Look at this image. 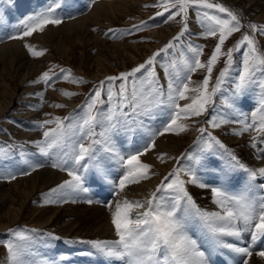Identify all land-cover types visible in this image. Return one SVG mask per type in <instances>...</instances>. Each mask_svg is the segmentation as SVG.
<instances>
[{
  "label": "rangeland",
  "instance_id": "374dc122",
  "mask_svg": "<svg viewBox=\"0 0 264 264\" xmlns=\"http://www.w3.org/2000/svg\"><path fill=\"white\" fill-rule=\"evenodd\" d=\"M110 1H127V5L123 11H118L115 14L109 12V14L104 15L100 21L91 23L89 25V32H91V35L97 36L100 41H106L108 44L123 43L130 45L128 52H121L117 54V57L116 54L113 55V52H111L109 48L107 49V47L104 46L103 42L94 47V45L85 44L81 40L82 42L80 43H70L73 45V49L69 52V55L66 56L67 52L60 51L59 47L55 45L56 41L53 42L51 39H49V41L44 40V38L49 37V32L52 29L60 27L68 21L87 15L99 2ZM50 2L51 0H0V46L5 43L19 41L22 50L26 53V58L38 64L37 71L34 74L35 77L34 75L29 77L30 79L25 83V86H30L29 94L25 93L24 95H19L12 104L13 106L15 105V107L21 106L20 109L23 111H6L5 114L2 115L3 117L0 116V149H3L6 153L5 158L0 159V170L5 173L9 171L16 173L15 179H0V182L11 184L18 179L29 177L43 168L53 169L64 176L59 182H56L57 184L54 183L56 185L44 187L31 197L27 202L26 213L31 215L36 209H43V212L47 213L50 210L61 207L58 213L59 222L65 217V212L63 210L65 207L64 204L72 203L78 204L81 208H89V206L93 207L96 205L102 206L108 209L112 215L118 202L121 205H123L125 200L132 202V200H130L131 197L128 198L125 196L127 195V190L159 175L160 180L158 182L156 181L155 187L152 188L153 190L141 197L135 198V200L133 199V201L149 199L151 198V193L156 191L161 181H164V178L173 170L196 169L197 163L202 156V149H205V142L209 139L207 133L202 136L199 131L201 128L207 129V132L211 133V136L217 138L228 151H231L247 167L253 169L264 168V163H262L264 162V155H261V151L264 150V143H261V141H264L262 136L264 131L257 130L260 123L264 122V110H262L260 104V100L264 98V89L253 86L247 92L246 98L243 103L238 105L237 109L229 108V101L225 100V96L231 95V81L235 79L241 68L242 56L245 49L241 48L237 51L236 48L242 36L248 34L254 37L258 50L264 53V33L259 31V26L264 25V0H208L209 3L223 5L228 10L234 12L242 25L239 31L234 32L228 37L222 48V51L225 53L228 49H233L232 56L234 61L230 78L228 82L222 86L223 94L218 93L213 98L214 104L210 105L208 111L201 116L187 119L181 116V118L177 120V124L185 127L184 131L177 129L175 131L163 132L162 135L156 134L163 131V128L169 122V110L167 108H161L156 110L154 118L150 119L145 116L139 117V119L144 122V128H137L135 124H132L130 126L135 128L134 132L118 131L113 134L112 139L122 154L135 153L142 150L144 145L148 143L149 138L152 137L153 134H156L154 135V146L150 147L147 152H144L140 156V161L142 163L151 166L148 170L149 175L147 179H142L139 183H128L125 189L118 195L115 193V188L113 186L102 187L90 181L85 182V187L89 188L87 193L70 194L68 189H59L58 186L62 185L66 180H71V177L67 171L59 167H52V162L57 159L56 156L42 155L38 146L33 143V141L43 139V132L45 130L48 128H55L57 125L53 122L40 128L37 126L38 122L44 120L55 121L57 117L64 118L68 117L69 114L73 112L80 113L83 106L88 101L89 96L99 85L100 81L105 80L106 77L118 76L122 72H130L131 69L144 63L153 53L164 48L170 41H173V37L181 32L184 24L180 16L175 17L173 20H168L167 17L170 14L169 12H165L162 16H157V12L163 11L161 7L157 6L158 0H94V2H92V0H63L62 7L57 9V13L63 17L61 24L47 25L42 32L36 31L31 37H26L24 40L8 38L10 35L14 34L15 27L24 16L36 12L40 10V8L47 7ZM171 11H175V9ZM198 11L200 13L207 11L210 15H219L221 18H226V13H219L217 9L201 8L197 10L189 8L187 19L188 30L184 32V35L178 42H174V47L168 49L167 53H160V55L156 57L154 71L157 74L159 84L164 85L165 88L168 83V72L174 75L179 74L181 79L185 76L186 69L184 67V60H191L192 58V53L189 51L190 44L203 46V54L200 56V60L201 62H206L218 43L217 37H206L202 35L204 29L200 26V17L197 15ZM141 21L146 22V24L143 25L140 30L132 29V25H139ZM250 24H256L257 30L253 31L249 27ZM109 29H113L114 32L110 33ZM162 29L164 33L167 34V38H165V36L159 37L153 33ZM45 32L47 33L44 34ZM66 32L67 31H64L65 34ZM61 34L62 35L58 34L57 37L61 36V38H63V33L61 32ZM55 40H57L56 37ZM67 41L68 39L66 38L65 42ZM26 45H31L35 50L42 51L43 55L33 56ZM133 45L135 47H133ZM1 53L2 50H0V80L15 85L17 84V79L12 76L14 71V66L12 67V65H14V63L12 64V60L9 59L8 55L5 56ZM226 59V55H222L215 65L209 84V90H211L212 86L215 84L220 70L225 67ZM3 66L6 67L4 68ZM61 69L70 70L69 79L54 78L49 84L43 82L32 83V81L38 80L46 71H49L50 75L52 73L61 74ZM143 72L144 70H142V73ZM142 73H138L137 76H141ZM206 75L205 69H198L196 72L190 73L191 81L189 82V89L200 86ZM77 77L83 78L84 82H74ZM259 79L264 83V76H259ZM120 83L121 81L119 80L114 82L116 86ZM105 87H108V85L106 84ZM114 90L118 92L119 88L115 87ZM41 92H43V96L38 95V93ZM66 93H75V95H68ZM25 95H27V97ZM187 95L189 99L179 101L181 105L190 103L191 98L197 95V93L189 91ZM102 99L106 102L97 107L102 108L104 111H108L111 108V104L107 102L106 94L103 91ZM0 100H2V98H0ZM57 104H63L64 107H56ZM124 111L131 113L129 108H125ZM240 112L243 113L242 118L246 120L248 124L252 125L249 130L243 132L251 133L252 131L253 142L249 147L254 150L253 152L256 151L254 153L255 158L244 155L237 146L235 138L238 135H242V132H240L242 125L231 121L240 119ZM134 119H136V117L130 114L129 120L131 121ZM209 119L219 122L220 127L213 128L211 124L208 123ZM64 122L66 124L68 123V121ZM95 131L99 134L103 129L101 126H97ZM238 132H240V134H237ZM173 138L179 140L182 144V149L180 148L179 153L173 152V154H171L172 152L159 148L158 143L160 140L166 142ZM229 138L231 141L228 143ZM254 138L258 139L254 140ZM73 139H75V137H73ZM93 139L99 140L101 137L97 135L83 140L85 146H88ZM102 147L103 145L101 144L95 145L98 160L109 169L112 174V179L118 181V179L124 175V169L119 166L117 161L110 160L108 158V153L102 151ZM214 151L217 153L224 152V150L219 149L218 146ZM150 153H153L157 164L163 166L161 167L163 170L158 169L156 167L158 165L148 157ZM162 154H165L163 158H161ZM36 163L42 164L43 166L36 168L35 171H31L29 164ZM168 166L169 168L167 169L166 167ZM165 169L167 170L166 172L164 171ZM24 171H30V174H20ZM92 174L93 173L90 171L88 175ZM197 174L201 175L204 179H208V176L202 171H198ZM236 175L239 178L238 181L229 186V191L232 193L238 192L244 186L245 173L239 170L236 172ZM181 178L185 181L190 179L184 171H181ZM164 182L167 183L168 181ZM261 183H264V178L257 177L255 184L258 185ZM7 185L6 187H8ZM186 187L189 194L200 208L208 211H221L218 205H215L213 194L209 189L202 190V188L193 184H186ZM54 189L56 191H53ZM11 194L14 196L11 200L18 202L19 194L15 192ZM161 194L160 192L157 193L158 196ZM253 195H264V192H260L259 189H256ZM209 198L210 200H208ZM89 199L93 202L89 203ZM209 203L213 204L212 210L209 209ZM109 204L111 206H109ZM139 211H143V209L135 210L134 208L131 213L132 218H135L136 213ZM5 213L6 207L4 206L0 210V215ZM31 221V219H27L26 221L22 220L20 223L9 228L22 231L31 230V247L25 257L26 264H45V262L49 260L54 261V264H109L108 260L94 253V249L90 244L69 243V241H94L96 239L79 235L76 236V233L72 235L69 233L68 235L71 237H64V235L56 234L54 232L55 228L42 229L38 226H34ZM72 222L77 225L78 232L81 230L85 232L89 229L91 224L78 220V218L77 220H72ZM9 229L0 230V264H12V258L7 249V242L13 239L12 234L8 231ZM47 233H52L53 236L59 237V239H53L49 237ZM191 234L198 240L201 249L207 251V239L196 221L192 222ZM113 236L114 237L105 238L101 241H115L118 239L116 231ZM228 239L230 240V238ZM249 239L250 235L245 233L243 235V241L247 242ZM241 246H246V243H242ZM223 251L229 264H235V261L240 259L239 256H236L234 260L233 254L227 250ZM259 251H264V238L255 245L253 255L247 258L248 264L251 263L252 257L258 255L257 253ZM61 256L67 258L60 260L59 258ZM216 260L218 264H224L221 257L216 256ZM113 264H119V262L114 261Z\"/></svg>",
  "mask_w": 264,
  "mask_h": 264
},
{
  "label": "snow or ice",
  "instance_id": "6c2138e0",
  "mask_svg": "<svg viewBox=\"0 0 264 264\" xmlns=\"http://www.w3.org/2000/svg\"><path fill=\"white\" fill-rule=\"evenodd\" d=\"M62 4L63 0H51L47 7L27 14L18 22L14 34L8 38L24 40L36 31L42 32L47 25L61 24L63 17L57 13V9L61 8ZM157 6L163 9L156 13L157 16L169 12L168 20H173L177 16L182 18L184 27L177 36L173 37V41L153 53L144 63L131 69L130 72H122L118 76L106 77L105 80L100 81L80 113L73 112L68 117H57L55 121L38 122L37 126L40 128L53 122L57 125L55 128L45 130L43 139L33 143L38 146L42 155L56 156L57 159L52 162V167L67 171L71 177V180H66L59 185V189H68L70 194L87 193L89 188L85 187V182L90 181L102 187L113 186L118 195L128 183H139L140 180L147 179L151 166L142 163L140 156L154 146V135H162L163 132L177 129L184 131L185 127L177 124L181 116L185 119L201 116L208 111L210 105L214 104L213 98L218 93L223 94L222 86L230 78L234 61L233 49H228L225 53L222 48L228 37L242 27L237 15L223 5L209 3L208 0H158ZM189 8L217 9L219 13H226V18L210 15L207 11L197 12L200 17V26L204 29L202 35L217 37L218 43L206 62L200 60L203 46L190 44L189 51L192 53V58L184 60L185 76L181 79L179 74L174 75L168 72V83L165 88L164 85L159 84L154 71L156 57L160 53H167L168 49L174 47V42H178L188 30ZM172 9L175 11H171ZM145 24L146 22L141 21L139 25H132V29L140 30ZM249 27L253 31L257 30L256 24H250ZM259 31L264 33V25L259 26ZM109 32L112 33L114 30L109 29ZM26 46L33 56L43 55L42 51L35 50L31 45ZM241 48L245 49L241 68L235 79L231 81V95L225 96V100L229 101L228 107L231 109H237L238 105L243 103L247 92L253 86L264 89V83L259 79V76H264V53L258 50L254 37L248 34L242 36L236 50L239 51ZM222 55L227 57L225 67L220 70L215 84L209 90L214 67ZM198 69H205L207 75L200 86L189 89L190 73ZM142 70H144L143 73ZM138 73L142 75L137 76ZM69 75L68 69H61V74L52 73L51 75L49 71H46L32 83L49 84L54 78L67 80ZM117 80L121 81L118 86L114 84ZM74 82L84 81L83 78L77 77ZM106 84L108 87H105ZM115 87L119 88L118 92L114 90ZM102 91L106 94L107 102L111 104L108 111L97 107L106 102L102 99ZM189 91L197 95L191 98L190 103L181 105L179 101L189 99L187 95ZM66 94L75 95V93ZM38 95L43 96V92ZM260 104L264 110V98L260 100ZM56 107H64V105L57 104ZM125 108H129L131 113L125 112ZM161 108H167L170 113L169 122L163 131L153 134L142 150L122 154L112 139L113 134L118 131L134 132L135 128L130 126L132 124H135L137 128H144V122L139 117L154 118L156 110ZM130 114L136 119L130 121ZM240 117L231 122L242 125L240 132L249 130L252 125L242 118V112ZM208 123L213 128L220 127V123L213 119H209ZM97 126L103 129L99 134L95 131ZM257 130L264 131V122L260 123ZM199 131L202 136L207 133L209 139L205 142V149H202V156L195 170L193 168L175 169L164 178V181L168 182L161 181L156 191L151 193V198L132 202L125 200L123 205L119 202L116 204L112 223L118 236L117 240L69 241V243L90 244L94 253L108 260L109 264H113L114 261H118L119 264H218L216 256L221 257L224 264H229L223 250L233 254L234 260L236 256L240 257L235 264H248L247 258L253 255L255 245L264 238V195H253L256 189L264 192V183L255 184L257 177L264 178V168L247 167L217 138L211 136L207 129L201 128ZM97 135L101 139H93L88 146H85L83 140ZM97 144L103 145L102 151L108 153V158L117 161L124 169V175L118 181L112 179L109 169L98 160L95 148ZM217 146L224 152L214 151ZM163 155L165 154H162L161 158ZM261 155H264V150L261 151ZM5 156L4 150L0 149V159ZM42 166L39 163L29 164L31 171ZM239 170L245 173L244 186L238 192L232 193L229 191V186L238 181L236 172ZM90 171L92 175H88ZM181 171H184L190 179L187 181L182 179ZM198 171H202L208 179L198 175ZM20 174L29 175L30 171ZM15 178L16 173L11 171L5 173L0 170V179ZM186 184L209 189L213 194L214 203L221 211L200 208L189 194ZM158 192L162 194L158 196ZM88 202L93 201L89 199ZM134 208L143 209V211L137 212L135 218H132L131 213ZM193 221L198 222L207 239V251L201 249L198 240L191 234ZM8 231L13 237L7 242L12 264H26L25 257L31 247V230L9 229ZM245 233L250 235L247 242L243 241ZM47 235L53 239H59L52 233ZM242 243H246V246H241ZM257 254L264 256V251H259ZM66 258L61 256L59 259ZM45 264H54V261L49 260Z\"/></svg>",
  "mask_w": 264,
  "mask_h": 264
},
{
  "label": "bare ground",
  "instance_id": "6f19581e",
  "mask_svg": "<svg viewBox=\"0 0 264 264\" xmlns=\"http://www.w3.org/2000/svg\"><path fill=\"white\" fill-rule=\"evenodd\" d=\"M126 5H127V1L99 2L95 5L94 9L87 15L77 18L72 21H68L62 26L52 29L49 32V37L44 38V40L49 41V39H51V41L53 42L56 41L55 45L59 47L60 51L67 52L66 56L69 55V52H71V50L73 49L72 47L73 45L70 44L71 42L80 43L82 41L85 44L88 43V45H91V46L94 45V47L96 45H99V43L103 42L104 46L107 47V49L109 48V50L113 52V55L115 54L117 55L125 51L128 52L130 45L123 44V43L108 44L106 41H103V40L100 41L97 36L91 35V32H89V29H90L89 25L91 23L100 21L101 18L104 15L109 14V12L115 14L118 11H123ZM64 31H67L66 34L64 33ZM61 32L63 33V38H61V36L57 37L58 34L62 35ZM46 33L47 32H45L44 34ZM153 33H155V35L159 37L165 36V38H167L166 37L167 34L164 33L163 29L157 30ZM55 37L57 40H55ZM66 38L70 42L68 41L65 42ZM133 47L135 46L133 45ZM0 50H2L1 54H4L5 56L8 55L9 59L12 60V64L14 63V65H12V67L14 66V71H13L12 76L17 79V84L15 85L9 82H5L4 80L3 81L0 80L1 81L0 98H2V100H0V116H2L3 114H5L6 111L8 112H13L15 110L19 112L23 111L22 109H20L21 106L15 107V105L13 106L12 104H13V101H15L19 95L21 94L24 95L25 93L29 94L28 92H29L30 86L28 85L25 86V83L28 79H30L29 77L33 76L36 73L38 64L26 58V53L22 50L19 41L5 43L4 45L0 46ZM4 55H3V58H4ZM3 67L5 68L6 66H3ZM25 96L27 97V95ZM262 134L264 138V132ZM252 136L253 134L251 131V133L242 132V135H238L236 138L235 137L234 138L236 139L238 149L242 153H244V155H247L250 158H255L254 153L256 151L253 152L254 150H252L249 147V145H251L253 142ZM174 138L169 139L166 142L163 140H160L158 143L159 148L165 149L168 152H172L171 154H173V152L179 153L182 144L179 142V140L174 139ZM229 141H231L230 138L228 140V143ZM148 157L154 163L157 164L153 153H150ZM156 167L160 170H163L161 168L163 166L161 165H158ZM166 168L168 169L169 166ZM164 171L166 172L167 170L165 169ZM62 177H64L63 174L53 169L43 168L35 172L34 174L30 175L29 177L18 179L12 182L11 184L0 182V210L4 206L6 207V213L0 215V230H7L10 227L20 223L22 220L26 221L27 219H31L32 220L31 223H33L34 226H38L42 229L55 228L54 232L56 234L64 235V237H71L70 235H68L69 233H71V235L76 233L75 234L76 236L79 235V236H84V237H92V239H96V240L97 239L103 240L105 238L114 237L113 235L116 230L114 231L111 212L108 209L103 208L102 206L96 205L93 207L89 206V208L87 207L81 208L79 207L78 204H72V203L66 204L65 203L64 204L65 209L63 208L65 212V217L63 218V220L59 222H58L59 220L58 213L60 212L59 209L61 207L50 210L47 213L43 212V209H40V210L36 209L31 213V215L29 213H26L27 212L26 211L27 202L30 200V198L33 197L35 194H37L39 190L41 191V189H43L44 187H47L50 185H56L57 184L56 182H59ZM159 180H160V176L157 175L156 177H153V179L151 180L144 181L140 183L138 186L131 187L129 190H127L128 192L126 191L127 195L125 196L128 198L131 197L130 200L133 201V199L135 200V198L141 197L147 194L149 191L153 190L152 188L155 187L156 181L158 182ZM7 184H10V185H7ZM6 185L8 187H6ZM12 192L19 194L20 199L18 198L17 200L18 202L11 200V198L12 199L14 198V196L11 194ZM208 200H210V198ZM209 204H210L209 209L212 210L213 204L211 203ZM77 218L78 220L91 223L89 229H87L85 232H83L82 230L78 232L77 225L72 222V220H77ZM263 259H264V256L255 255V257H252L250 264H264Z\"/></svg>",
  "mask_w": 264,
  "mask_h": 264
}]
</instances>
